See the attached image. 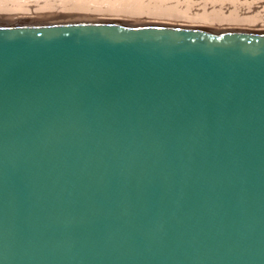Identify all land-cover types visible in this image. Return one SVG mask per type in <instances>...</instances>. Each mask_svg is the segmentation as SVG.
<instances>
[{
    "label": "water",
    "instance_id": "obj_1",
    "mask_svg": "<svg viewBox=\"0 0 264 264\" xmlns=\"http://www.w3.org/2000/svg\"><path fill=\"white\" fill-rule=\"evenodd\" d=\"M0 264H264V29L0 18Z\"/></svg>",
    "mask_w": 264,
    "mask_h": 264
},
{
    "label": "bare ground",
    "instance_id": "obj_2",
    "mask_svg": "<svg viewBox=\"0 0 264 264\" xmlns=\"http://www.w3.org/2000/svg\"><path fill=\"white\" fill-rule=\"evenodd\" d=\"M44 16L264 29V0H0V18Z\"/></svg>",
    "mask_w": 264,
    "mask_h": 264
}]
</instances>
